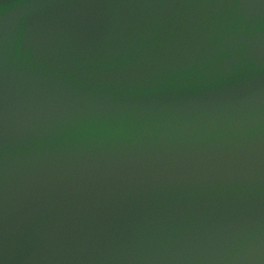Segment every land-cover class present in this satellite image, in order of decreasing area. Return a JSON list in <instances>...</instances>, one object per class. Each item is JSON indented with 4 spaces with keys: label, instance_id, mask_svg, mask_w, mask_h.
Here are the masks:
<instances>
[{
    "label": "water",
    "instance_id": "1",
    "mask_svg": "<svg viewBox=\"0 0 264 264\" xmlns=\"http://www.w3.org/2000/svg\"><path fill=\"white\" fill-rule=\"evenodd\" d=\"M0 264H264V0H0Z\"/></svg>",
    "mask_w": 264,
    "mask_h": 264
}]
</instances>
